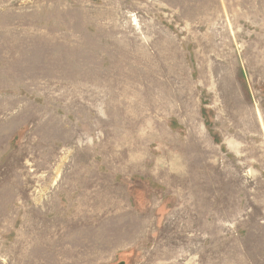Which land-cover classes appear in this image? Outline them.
Masks as SVG:
<instances>
[{"label": "rangeland", "instance_id": "1", "mask_svg": "<svg viewBox=\"0 0 264 264\" xmlns=\"http://www.w3.org/2000/svg\"><path fill=\"white\" fill-rule=\"evenodd\" d=\"M0 264H264V0H0Z\"/></svg>", "mask_w": 264, "mask_h": 264}]
</instances>
